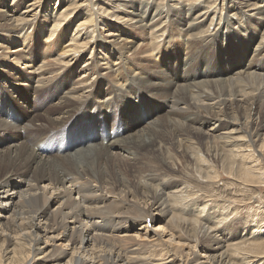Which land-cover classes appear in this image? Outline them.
Returning <instances> with one entry per match:
<instances>
[{
    "label": "bare ground",
    "instance_id": "bare-ground-1",
    "mask_svg": "<svg viewBox=\"0 0 264 264\" xmlns=\"http://www.w3.org/2000/svg\"><path fill=\"white\" fill-rule=\"evenodd\" d=\"M167 1L191 8L206 0ZM122 2L125 0H0V67L6 58L10 59L9 70L29 72L41 62L45 53L30 43L36 32L48 38L46 46L55 43V52H61L55 62L44 63L46 54L35 76L19 74L21 80L42 85L49 93L47 100H58L41 113L29 114L28 125H24L27 117L14 106V102H22L25 93L14 94L0 86V169L12 164L0 173V264H264L261 225L249 235L245 234L248 228L239 235L241 223L235 218L236 223L223 225V235L218 237L213 224L219 225L228 216L212 205L215 201L202 204L199 200L208 191L204 187L221 178L220 171L230 178L234 190L217 192V197L231 193L228 199H244V205L256 199L255 190L264 173L255 153L264 148L261 1L212 0L214 6L204 5L185 33L170 21H162L160 12L145 25L152 35L148 49L158 61H162L158 50L164 56L161 42L168 48V58H175L183 46L187 59H195V69H188L191 80L190 73L186 83L173 90L170 85L147 81V74L158 71V62L124 58L134 43L110 49L101 44L98 35L94 37L98 25L124 35L123 28L116 29L104 20L119 19L108 10L114 12ZM163 3L159 0L162 7ZM222 9L230 16L219 25L216 14ZM238 21L247 29L261 25L259 41L243 69L244 40L240 38V47L231 51H222L224 46L217 42L218 30ZM179 33L184 43L178 40ZM234 35L228 31L227 37ZM66 36L70 42L61 48ZM251 36V40L256 38V34ZM54 37V42L49 40ZM90 46L96 56L85 58L80 72L87 77L69 88L82 53ZM215 50L221 51L219 56L225 53L221 59H210ZM98 54L110 55L106 63L121 61L100 72L94 62ZM231 59L234 62L229 69L223 61ZM23 64L27 67H21ZM218 66L226 77L198 80L204 72H217ZM134 67L141 69L139 76L145 83L139 85L137 76L120 86L114 83L125 81L128 68ZM92 74L94 79L88 81ZM17 78L12 80L15 84ZM24 81L20 85H25ZM3 82L0 78V84ZM155 89L159 92L152 93ZM103 107L108 108L106 118L101 113ZM143 112L149 115V122L141 120ZM254 113L257 116L252 117ZM65 125L77 129L62 135ZM24 128L26 136L17 137L15 131L20 129L24 135ZM197 132L205 138L196 140ZM124 134L127 136L118 139ZM99 135L100 140L92 144H101L91 146L87 155L81 152L84 149L79 150L80 160L68 154L75 144ZM53 140L59 145L51 144ZM188 172L203 180H194L185 174Z\"/></svg>",
    "mask_w": 264,
    "mask_h": 264
},
{
    "label": "rangeland",
    "instance_id": "rangeland-1",
    "mask_svg": "<svg viewBox=\"0 0 264 264\" xmlns=\"http://www.w3.org/2000/svg\"><path fill=\"white\" fill-rule=\"evenodd\" d=\"M213 1H218V0H213ZM260 1L261 2H259V3H260V5H262V7H261L262 9L260 10V13L264 15V0H260ZM163 2L164 3H163V7H162L161 4H159V0H145V1L144 0H137V1L136 0H125V3L122 2V3H124V5L119 4V6L116 5L114 8L112 7L114 12H112V10L109 8L108 12L114 13L115 15H117V18H119V19H115L114 17H112V18L108 17V18H104V20L105 19L107 20V23L109 26H111L110 24L115 25L116 29L118 27L123 28L124 29V35L119 36V31L112 30V29L109 30L108 27H106L107 28L106 29V28H102L101 25H98L99 28L95 32L94 37H96L98 35V38L100 39L101 44L106 45L110 49H112V48L117 49L118 46L120 48V46H122V44H126L127 46H129V44L134 43V46L129 50V52L127 51V54L124 55V58L129 59V58L133 57L134 59L137 58L136 60L142 59V60H145L146 63L150 60L154 61V62H158L157 63V65L159 67V69H157L158 71L153 72L154 71V69H153V71L150 74H147L146 75L147 81L153 82L156 85H160L163 87L170 85V89L172 88V90H173L174 87L177 86L178 84L181 85V84L186 83L185 79L188 77V75H190L191 69H193V70L195 69V65L193 66L195 59L194 58H193V60H190L192 58L187 59V57L184 55L186 53V49H184L183 46H181V48L177 52V55L175 58L174 57L168 58V56H169L168 48L165 47L163 45V43L161 42L160 45L162 46V48L164 50V56H162V54L158 50V55H160V58L162 59V61H158L159 57L153 56L152 52H150V50L148 49L150 46V43H148V42H152V35L147 33V30L145 29V25L147 26L148 24H150V22L154 21L160 14V16L161 15L163 16L161 19L162 21H164V20H165L164 22L170 21V23H172L171 25L174 26L177 30H179L180 33H185L187 30H189L191 24L193 22H195L194 18L196 17V15L199 12H201L203 10V6L204 5H212V7H213L214 4H212V0H206V1H201L199 5H195V6H192L191 8H189L188 5H183L182 2H179L177 4L174 3V5L172 3H169L167 0H163ZM203 2H206V3H203ZM218 7L219 6L216 7V11L219 10V9H217ZM158 12H160V13L157 14ZM164 15H165V17H164ZM216 16L220 17L219 25H221L223 20L225 19V17L230 16V12H226L224 9H222L220 13L216 14ZM216 16L214 18H216ZM232 17L236 18V15L235 16L233 15ZM131 18H132V20L130 21ZM258 21H260V20H258ZM214 22H215V19H214ZM216 22H217V20H216ZM139 24H141L142 26ZM242 24H243L242 21H238L236 24H233L232 27L231 26H225L224 28H220V30H218V35H217V40H218L217 42L220 43L219 44L220 46H224V48H221L222 51H225V49L230 50V51L234 50L235 48H237V46L240 47L239 39L242 38V40H244L243 42H244L245 53L243 55V60L240 63L241 65H243V64L244 65L241 69H243L245 64L249 61V59L251 57V55H250L251 50H254L256 48V44L259 41V36H260L258 30L261 28V25H255V30L253 28L247 29V28H244V24L243 25ZM228 27L230 28L229 30L227 29ZM212 28H213V25H211V27H210L211 31H212ZM227 30L229 32L232 31L235 33V35L233 36L232 39H228V37H227L228 31ZM214 31H215V29L212 32H214ZM36 33L32 34V37L30 39V43L33 42V47L36 49H39L40 53H45V55L46 54L49 55L46 57V60L44 61V63H46L48 61L49 62H55L54 60L55 59L57 60V58L61 52L60 53L55 52V49H54L55 43H53L51 46H46V45H49V43L47 42L48 38L45 39V37L42 36L43 34L40 32L39 33L36 32ZM180 33L178 34V40L184 43L185 39L183 38V35H181ZM190 33H193V32L191 31ZM255 34H256V38L251 40V37H252L251 35H255ZM68 38H70V37L66 36L65 39L67 41L65 40V42L62 44L61 48H64L65 43L67 44V42H70L68 40ZM166 39L168 40L169 38H166ZM49 40L54 42L55 37L51 38ZM139 47L141 49H139ZM61 48H59V49H61ZM99 49H100V47H98V50ZM134 49H136V50H134ZM23 50H24V52L26 51V49H23ZM122 50L124 51L125 49H122ZM133 50H134V53L131 54V52H133ZM83 52L84 53H82V58H80V61L77 63V68H78L77 72H75L74 75L72 76L69 88H72L73 86L76 85V82L77 83L81 82V80H83L87 77V75H86V77H82V74L80 73L81 68L83 67V64L85 61L84 59L87 58L88 56H90L91 58L96 56L94 51L91 50V46H90V48H87V50H85ZM220 52H221L220 50H215L210 59H213L215 56H219L221 54ZM4 54H8L10 56L12 53L6 52ZM224 54L219 56L220 59ZM44 56H42V57L44 58ZM109 56H110L109 54H106L103 56L101 54H98L96 59L94 60L95 68H98L100 70V72H102V71L104 72L105 70H103L102 68L109 67L111 65V63H114L115 61L116 62L121 61L119 59L118 61L114 60L111 63L110 62L106 63V58L109 59ZM141 56H143V57H141ZM153 57H154V59H153ZM43 58H41V62H42ZM3 60H4L2 62L3 66L0 67V78H1V80L5 81V82L1 83L0 86L6 88L9 91H12V93H14V94L19 93V92L25 93V97L22 100V102H17V103L14 102V106H16L19 110H21L22 113L27 117V123H25L24 125H28L29 124L28 123V119H29L28 115L29 114L41 113V112L45 111L48 107L55 104L58 100H51V101L47 100L46 97L49 96V93L45 88L42 87V85H32L27 81L21 80V78L19 77L20 72H24L28 75H34L35 76L38 73V70H40L38 68H40L39 65L41 64V62L38 61V63L35 66L32 65V68L29 69L30 71L33 72V73H31L30 71L26 72L21 68V67H27L28 64H29L28 66H31L32 63H30L29 60H28V62H26L27 65L23 64L24 66L22 65L20 67L21 69L14 68L13 70H9V68L11 67V65H8V62L10 61V59L5 58ZM89 61L91 62V59H89ZM227 61H225V62L223 61V64L227 68L231 69L233 66L234 60L231 59V60H229V62H227ZM160 63H162L163 65H160ZM239 65H237L236 67H238ZM6 66H9V68H6ZM200 66H202L204 69V68H206V63L201 62ZM208 66H209V64H208ZM148 67H150V66L148 65ZM189 68H191L190 71L188 70ZM193 70H192V72H193ZM140 72H141V69H139V68H137V69H135V67H134V69L128 68V75L126 77V80L123 82L118 81V82H114V83L115 84L117 83L116 85L120 86V85L125 84L127 82V79L137 76L140 78V80H139L140 83H138V84L142 85L143 82L144 83L146 82V80L143 79L144 77L141 78L139 76ZM114 73H115V71H113V74ZM144 73H146V72L144 71ZM225 75H223L221 73V70L218 66L217 72H215V73L204 72L202 74V76L199 77L198 80H204L206 82H208V81L212 82V81H214V79H218L220 77L221 78L226 77ZM94 76L95 75L92 74V76H90V80H88V81L93 80ZM17 77H19V78H17ZM190 77L192 78V73L189 76V80H191ZM16 78L18 79V81H17L18 84H15V82L12 81L13 79H16ZM20 81H24L25 85H23V84L20 85ZM156 92H159V91L156 89L152 91V93H156ZM64 95L65 94H62V97ZM148 99H150V98H148ZM107 107H108V105H107ZM107 107H103V109L101 111L102 115L105 116L104 118H106V115H107V111H108ZM251 115H252V117L257 116L256 113L251 114ZM140 117H141V120H143V122L144 121L149 122L150 117L147 114L145 115L144 112H143V114H140ZM257 119H259V117ZM152 121H153V119L151 120V122ZM67 125H65L63 127L64 129H62V131H61L62 135L64 133L72 130V129H77L76 127H74V128L68 127ZM154 125H156V124H154ZM197 126H199L198 122L196 123L195 127H197ZM24 129H25L24 135L21 134L20 129L18 131H15V135L17 137L26 136L27 129L26 128H24ZM137 129H139V128H137ZM137 129L133 130L132 132L127 133V135L135 132ZM205 129H206V127H203V130H205ZM260 131L261 130L259 129L258 132H260ZM48 132H50V131H48ZM127 135L124 134L121 137H119L118 139L124 138ZM201 135H202L201 132H197L195 134V136L197 137L196 140H199V138H205L204 135H202V136ZM111 137H113V136L110 135L109 138H111ZM99 138H101L100 135L95 140H85L81 144H75V147L73 146V147L69 148L70 151L68 154H70L75 160H80V159H78V157L81 158L82 155L80 156L78 151L84 149L81 151L82 153L84 151H85L84 153L86 155L91 153V150L93 148L91 146L101 144V143L92 144L93 141L100 140ZM55 139L56 138H54V140ZM113 139H115V138H113ZM118 139H116V140H118ZM54 140L52 141L51 144H55L56 146H58L59 142L54 143ZM105 145H107V144H105ZM256 151H255V153H257V155L260 159V162H259V163H261L260 166H262L261 169H264V165H263L264 164V148L261 150L260 153L256 152ZM52 154H54V153H52ZM77 154H79V155H77ZM146 154H144V156H143L144 158L147 157V158H151L152 160H154L153 157H150L149 155H146ZM59 155H61V154H59ZM121 155H124V152H121ZM111 159H112V163L114 162L113 164L117 163V159L115 156H113ZM79 165H80L79 163L76 165L77 168ZM11 166H12V164L9 163L8 166L2 167L0 169V173L4 172L6 169L10 168ZM62 171H64V169H62ZM74 172L78 173L76 169L74 170ZM185 174L187 176H190V177H195V178H193L194 180H196V179L199 181L203 180L197 174H193V175H191L190 173L189 174L185 173ZM220 177L221 178L217 179L216 182H213L210 185L208 184L206 187H204L208 190V191H206V194L204 195V197L199 196V200L201 199L202 204H204L205 202H207V204H210L209 203L210 201H215L212 205L215 204L216 205V206L214 205L215 207H217V205H218L217 208L220 207L225 211V214L223 216H228L226 218V221H224V222L222 221L223 224L221 222H219V225L213 224L214 225L213 226L214 233H216V235H218V237H221L223 235V233L221 232L223 225L225 223L228 224L231 222L236 223L234 221L235 218L238 219L239 220L238 222L241 223L240 230H237V232L240 231L239 235L245 233L247 231V228L249 230H248V233H245V234L249 235L251 232L250 230L255 228L258 225H261V227H260L261 233H264V213H263V211H264V173L262 175L259 188L258 189L256 188V190L253 188L256 191V195H255L256 196V199H255L256 203L252 202V203H250V205L249 204L244 205L246 203V201L244 199L241 202L237 201V200H235V202H232L231 199H228V197H229L228 195L231 196L232 195L231 193H229L227 196L225 195L226 197H224V198L217 197V192L222 193L223 192L222 190H224V191L226 190L227 192H231L234 190V187L231 185L232 181L230 180L229 177L226 176L225 172L220 171ZM233 197H235V196L233 195ZM205 225H207V224L204 223V226ZM208 226H211V224H208ZM230 242H232V241L229 240L227 243L229 244ZM206 252L211 253V251L209 249H206ZM239 256H240V254H239ZM233 257H236V256H233ZM240 258H242V256Z\"/></svg>",
    "mask_w": 264,
    "mask_h": 264
}]
</instances>
